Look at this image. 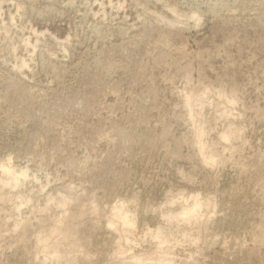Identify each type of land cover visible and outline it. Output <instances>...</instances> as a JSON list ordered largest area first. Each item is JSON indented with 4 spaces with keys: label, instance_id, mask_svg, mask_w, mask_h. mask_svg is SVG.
<instances>
[{
    "label": "rangeland",
    "instance_id": "obj_1",
    "mask_svg": "<svg viewBox=\"0 0 264 264\" xmlns=\"http://www.w3.org/2000/svg\"><path fill=\"white\" fill-rule=\"evenodd\" d=\"M0 165L28 173L11 191L0 183V264H56L55 241L60 264H122L120 247L264 264V0H0ZM57 191L84 214L52 205ZM190 194L198 217L166 220ZM118 201L136 225L126 245L106 228Z\"/></svg>",
    "mask_w": 264,
    "mask_h": 264
},
{
    "label": "bare ground",
    "instance_id": "obj_2",
    "mask_svg": "<svg viewBox=\"0 0 264 264\" xmlns=\"http://www.w3.org/2000/svg\"><path fill=\"white\" fill-rule=\"evenodd\" d=\"M17 7H19V5L17 6ZM172 8V7H171ZM176 9V8H175ZM171 10V9H170ZM173 10V9H172ZM171 10V11H172ZM175 11V10H174ZM173 14V13H172ZM179 14V13H178ZM174 15V14H173ZM176 15V14H175ZM182 15V14H181ZM186 15V14H185ZM185 15H184V17H185ZM191 15V14H190ZM178 16V15H177ZM178 17H181L180 15L178 16ZM187 17V16H186ZM189 17H190V19H192V20H194V22H196L197 21V23L196 24H198V20H199V18H197V15L195 16L194 14H192L191 16H189L188 15V17L186 18V19H188L189 20ZM160 18V17H159ZM177 18V17H176ZM185 19V18H184ZM200 22V21H199ZM173 23V22H172ZM66 41V40H65ZM64 41V42H65ZM24 65V64H23ZM187 72V71H186ZM191 77V76H190ZM189 78V77H188ZM189 82V81H188ZM202 82V81H201ZM190 83H191V80H190ZM190 83H188V84H190ZM212 84V83H211ZM187 85V84H186ZM208 85V84H207ZM221 87V86H220ZM193 89V88H192ZM199 89V88H198ZM219 89H222V88H219ZM206 90V89H205ZM204 90V91H205ZM207 90H209V88L207 89ZM207 90H206V92H207ZM193 91V90H192ZM213 91H215L214 89H213ZM221 91V90H220ZM190 92V94H191V90L189 91ZM203 92V91H202ZM218 92H219V90H218ZM201 93V92H200ZM208 93H210V92H208ZM203 94H204V92H203ZM192 95H193V93H192ZM197 95H199V94H197ZM222 95V94H221ZM220 95V96H221ZM224 96H225V94H224ZM186 98H187V96H185ZM193 97H195V96H193ZM193 97H192V99H193ZM203 97V96H202ZM206 97V96H205ZM217 97V96H216ZM189 98H191V95L189 96V94H188V99L187 100H185L186 101V104H185V107L187 106V108L189 109L190 107L189 106H191L192 107V103H191V100L189 99ZM197 98H199V96H197ZM221 98V97H220ZM225 99V98H224ZM196 100V99H195ZM194 100V101H195ZM203 100V99H202ZM232 100V99H231ZM184 101V102H185ZM200 101V100H199ZM79 102V101H78ZM211 102V101H210ZM232 102V101H231ZM235 102H236V100H235ZM228 103H230L229 101H228ZM231 104H235V103H231ZM194 105V104H193ZM202 105V104H201ZM206 105V104H205ZM202 106H204V104L202 105ZM197 107V106H196ZM193 108V107H192ZM203 108V107H202ZM191 109V108H190ZM189 109V110H190ZM199 109H201V108H199ZM198 109V110H199ZM225 110V109H224ZM228 110V109H227ZM80 112V111H79ZM223 112V111H222ZM234 112V111H233ZM195 113V112H194ZM229 113V112H228ZM189 114H190V112H189ZM199 114H201V113H199ZM223 114V113H222ZM221 114V115H222ZM196 115V114H195ZM228 115V114H227ZM227 115H225V116H227ZM190 116H193V115H190ZM198 116V115H197ZM201 116V115H200ZM231 116V115H230ZM219 117V116H218ZM222 117V116H221ZM193 118V117H192ZM224 118V117H223ZM226 119V118H225ZM190 120H193V119H190ZM203 120V119H202ZM218 120H219V118H218ZM217 121V120H216ZM199 123V122H198ZM203 123H204V121H203ZM196 125L198 126V124L196 123ZM204 125H205V123H204ZM201 127V126H200ZM193 128V127H192ZM202 128V127H201ZM203 129V128H202ZM195 130H197V128L195 129L194 128V131ZM201 130V129H200ZM231 130V129H230ZM240 130V129H239ZM198 132H201V133H204V131L202 132V131H198ZM198 132L196 131L195 133H194V135H198ZM241 132V131H240ZM235 133V132H234ZM237 133V132H236ZM204 135V134H203ZM202 134H199V137L200 138H202V136H203ZM208 135V134H207ZM223 135V134H222ZM229 135H230V133H229ZM195 136V138H197ZM221 136V135H220ZM231 136V135H230ZM223 138H221L222 140L223 139H225V142H226V140L228 141V139H230V138H228L229 136H228V134L226 133L225 134V132H224V135L222 136ZM236 137V136H235ZM194 138V139H195ZM198 139V138H197ZM200 140V139H199ZM197 142H200V141H198L197 140ZM228 143V142H227ZM195 144H197V143H195ZM201 144H204V142L202 141V143L200 142V143H198L197 145L199 146V145H201ZM196 145V146H197ZM211 145V144H210ZM197 146V147H198ZM204 146H205V144L204 145H202L201 146V149H203L204 151H205V148H204ZM200 147V146H199ZM206 147V146H205ZM210 148H212V147H210ZM210 148H208V149H210ZM199 149V148H198ZM198 151H200V150H198ZM205 152H207V150L205 151ZM204 152V156L203 157H201V158H204V161L207 163L206 165H208V164H214V158H212L211 157V155L209 156V155H206V153ZM200 153H203V151L201 150V152ZM212 153V152H211ZM209 154V153H208ZM201 156V155H200ZM11 160V159H10ZM202 161H203V159H202ZM9 162H11V161H9ZM221 162V161H220ZM9 164V163H8ZM11 164V163H10ZM205 165V164H204ZM211 167V166H210ZM0 170H1V173L3 174V176H4V180H0V183H3L2 185V188H7V189H9L10 191L11 190H13V189H15V188H18L17 187V185H19V182L21 181V179H23L21 182H23L24 181V179H26L27 177H28V173H27V169L26 170H21V171H17L15 168H13L12 166H5V165H0ZM1 175V174H0ZM48 178V177H47ZM64 178V177H63ZM37 180H39V179H37ZM48 180V179H47ZM73 186V185H72ZM65 187V186H64ZM1 188V189H2ZM68 188V189H67ZM66 189L70 192L71 190H73V191H75L73 188H70L69 186L67 187ZM77 189H78V187H76ZM0 189V190H1ZM62 189H64V190H66L65 188H62ZM3 190V189H2ZM80 193H82V192H80ZM179 193V192H178ZM30 194V193H29ZM59 193H58V191H57V195H58ZM60 195V194H59ZM77 195V194H76ZM80 195V194H79ZM82 195V194H81ZM192 194H190L189 195V197L191 196ZM4 194H2V193H0V200L2 199V198H4ZM8 196V195H7ZM20 196V195H19ZM11 197V196H10ZM21 197V196H20ZM55 196H53V198H54ZM79 196L77 195V196H75V198H77V199H79L78 198ZM85 197V196H84ZM90 197V196H89ZM178 197V196H177ZM182 196H180L179 198H181ZM188 197V199H190L191 201H192V205L191 206H188L187 208H185V209H183V211L182 212H180L179 214H169V215H166L165 216V218H166V220H168L169 222L170 221H174L176 224H177V222L176 221H183V223L186 221V222H189V221H191L192 219L194 220V219H196L197 217H198V215L200 214L199 212V209L201 208V205H202V202L200 201V199H199V197H200V195H198L197 194V196H196V194L195 195H192L190 198ZM17 198L18 197H16L15 199L17 200ZM29 198V197H28ZM48 198H50L51 200H50V202L52 203V205H53V202H52V200L56 203V206H57V209L58 210H63V209H65V211L64 212H66V208H67V206L71 203H73L74 205H75V202H78V200L77 199H75V202H72L73 200H71L69 197H67V196H64V195H60V196H58L57 198H55V199H52V197H48ZM81 198V197H80ZM87 198V197H86ZM92 198V195H91V197H90V199ZM89 199V205L91 206L92 204L90 203L91 202V200ZM94 199H95V197H94ZM93 199V200H94ZM119 199H121V198H119ZM170 199H172V198H170ZM188 199H186L185 198V200H188ZM3 200V199H2ZM24 200V199H23ZM93 200H92V202H93ZM96 200V199H95ZM18 202H19V200H18ZM27 202H28V200H27ZM29 202H30V200H29ZM46 202H47V200H46ZM48 202H49V200H48ZM173 202H174V200H173ZM172 202V200H171V202H169L170 204H172L173 203ZM2 203V202H1ZM31 203V202H30ZM116 203V202H115ZM128 203V202H127ZM185 203H187V202H185ZM27 204V203H26ZM78 204V203H77ZM98 204V203H97ZM97 204H95V205H97ZM125 204L126 203H124L123 201H118L116 204H114V206H112V208L110 209V214H109V216H108V219L106 218V228L108 229H110L111 231H112V229L115 231V233L117 234V232H118V234H119V232H122V234L124 235V241L125 242H123L124 244L127 242L128 244L130 243L129 242V237H132V233H131V231L133 230V229H135L134 227L136 226L135 224H134V220H133V215H131L130 214V212L131 211H129L128 210V208L125 206ZM169 204V205H170ZM207 204V203H206ZM25 205V204H24ZM95 205H92V210H94L95 212L98 210V208H96V207H98V206H95ZM168 205V204H167ZM173 205V204H172ZM172 205H170V206H172ZM20 206H21V204H20ZM20 206H16L17 208H15L16 210L20 207ZM23 206V205H22ZM47 206L48 205H46L45 207H46V210H47ZM84 206V204H82V208H84L83 207ZM187 206V205H186ZM24 207V206H23ZM74 207H76V205L74 206ZM80 206H78V207H76V208H78L79 209V211H78V213L80 214L81 212L83 213L84 212V210L82 209V208H79ZM21 208V207H20ZM20 208H19V210H20ZM37 208V207H36ZM59 208H61V209H59ZM182 208V207H181ZM14 209V210H15ZM22 209V208H21ZM33 209V208H32ZM43 209V208H42ZM80 209H82V210H80ZM70 210V209H69ZM90 210H91V207H90ZM18 211V210H17ZM17 211H15V212H17ZM37 211H38V209H37ZM42 211H45V210H42ZM81 211V212H80ZM86 211V210H85ZM94 211H91L92 213L94 212ZM99 211V210H98ZM97 211V212H98ZM199 211V212H198ZM39 212H40V210H39ZM56 212V211H55ZM76 212H77V210H76ZM63 213V212H62ZM69 213V212H68ZM81 213V214H82ZM91 213V214H92ZM172 213V212H171ZM199 213V214H198ZM19 214V213H18ZM32 214V213H31ZM47 214V213H46ZM56 214V213H55ZM66 214V213H65ZM84 214V213H83ZM86 214V213H85ZM94 214V213H93ZM92 214V215H93ZM167 214H168V212H167ZM39 215V214H38ZM71 215V213H69V216ZM77 215V214H76ZM95 215V214H94ZM96 215H97V213H96ZM108 215V214H107ZM9 216V215H8ZM46 216V215H45ZM51 216V215H50ZM63 216H67V214L66 215H63ZM63 216H61V219L63 218L64 219V217ZM75 215H73V217H74ZM77 216H79V215H77ZM76 216V217H77ZM81 216V215H80ZM79 216V217H80ZM24 217V216H23ZM25 217H27V216H25ZM73 217H70L71 219L73 218ZM82 217V216H81ZM81 217H80V219H81ZM29 218V217H28ZM66 218H69L68 216L67 217H65V219ZM69 218V219H70ZM75 218V217H74ZM83 218V217H82ZM164 218V217H163ZM162 218V219H163ZM206 218V217H205ZM209 218V217H208ZM9 219V218H8ZM7 219V220H8ZM12 219V218H11ZM19 219V218H18ZM60 218H58V220H61ZM202 219V218H201ZM58 220H57V222H58ZM73 220H76V218L75 219H73ZM197 220H199V218L197 219ZM5 221V220H4ZM38 221V220H37ZM71 221V220H70ZM28 222H29V220H28ZM27 222V223H28ZM56 222V221H55ZM54 222V223H55ZM60 222H62L63 223V221H60ZM73 222V221H72ZM74 222H76V221H74ZM166 222V221H165ZM168 222V223H169ZM184 223V225L185 224H187L188 225V223ZM30 223V222H29ZM62 223H55V225L49 230L48 229V231L50 232L48 235H50L51 237L52 236H54V235H56V234H58V233H61V228L64 230V227H61L63 224ZM65 223V222H64ZM196 223V222H195ZM19 224V223H18ZM24 224V223H23ZM22 224V225H23ZM45 224V223H44ZM72 224V223H71ZM28 225H30V224H28ZM53 225V224H52ZM75 225V224H74ZM178 225V224H177ZM183 225V224H182ZM207 225H208V223H207ZM15 226V225H14ZM20 226V225H19ZM65 226V225H64ZM69 226V225H68ZM26 227V226H25ZM75 227V226H74ZM77 227V226H76ZM158 227H160V226H158ZM158 227H156L157 229H155L154 231H150L149 230V233L153 236V238H155L156 239V241L158 242V244H159V246L160 245H162V244H164V243H166L167 242V245L169 244L168 242V238L166 237V233H165V231L163 230V229H161V228H158ZM22 228V227H21ZM31 228V227H30ZM47 228V227H46ZM65 228H66V226H65ZM73 228V227H72ZM163 228V227H162ZM18 229V228H17ZM26 229H28V227L26 228ZM35 229V228H34ZM33 229V230H34ZM75 229V228H74ZM164 229H166V228H164ZM7 230V229H6ZM12 230V229H11ZM43 230V229H42ZM42 230H40V231H42ZM148 230V229H147ZM13 231H14V229H13ZM45 231V230H44ZM114 231H112L113 233H114ZM117 231V232H116ZM134 231H136V230H134ZM177 231V230H176ZM15 232V231H14ZM21 232V231H20ZM19 232V233H20ZM24 232V231H23ZM63 232V231H62ZM76 232V231H75ZM40 233V232H39ZM43 233V231L41 232V234ZM77 233H78V231H77ZM17 234V233H16ZM41 234H36V243L37 244H39L40 243V241L42 242V238L40 237V239L38 240V237L39 236H41ZM64 235H63V237H67L66 235H67V233L64 231V233H63ZM66 234V235H65ZM117 234V235H118ZM121 234V235H122ZM130 234H132V235H130ZM145 234V233H144ZM185 234V233H184ZM39 235V236H38ZM168 235H169V233H168ZM178 235V234H177ZM43 236H44V233H43ZM50 236H47V240H46V242H48V240L50 241ZM58 236V235H57ZM60 236V235H59ZM58 236V237H59ZM119 236H120V234H119ZM118 236V237H119ZM146 236V235H145ZM171 236V235H170ZM173 236V235H172ZM172 236H171V238H172ZM185 236V235H184ZM61 237V236H60ZM62 237V238H63ZM34 238V237H33ZM56 238V237H55ZM62 238H61V240H62ZM120 238V237H119ZM123 238H121V239H123ZM185 238H187V237H185ZM185 238H182V239H185ZM42 239V240H41ZM45 239V238H44ZM52 239V238H51ZM134 239V238H133ZM144 239H145V237H144ZM143 239V240H144ZM150 239L152 240V238L150 237ZM54 240V239H53ZM57 240V239H56ZM66 240H68V239H66ZM65 240V241H66ZM73 240V239H72ZM34 241V242H35ZM60 241V240H59ZM79 241V240H78ZM117 242H120V244H121V241L122 240H116ZM175 241V243H176V240H174ZM173 241V242H174ZM20 242V241H19ZM62 242V241H61ZM76 242V241H75ZM75 242L73 243V244H75ZM80 242V241H79ZM44 243V244H43ZM43 245H46L45 244V241H43ZM57 243H59V242H57ZM66 243V242H65ZM77 243V242H76ZM116 243V242H115ZM133 244H135L134 242H132ZM132 243H131V245H132ZM171 243V242H170ZM42 244H39V245H41L42 246ZM54 245L53 246H51L52 247V254L50 255V256H48L47 258H45L46 260H51V262H53V261H55V262H57L56 264H60V263H58V262H61L60 261V258L62 257V256H60V255H62V254H60V252H62V251H60L59 250V248L57 247V244H56V241H55V243H53ZM61 244V243H60ZM127 244V245H128ZM178 244V243H177ZM176 244V245H177ZM189 244V243H188ZM51 245V244H50ZM76 245V244H75ZM126 245V244H125ZM165 245V244H164ZM48 246V245H47ZM71 246H74V245H70V247ZM117 246H119L118 244H117ZM116 246V247H117ZM134 246V245H133ZM158 246V245H157ZM158 246V247H159ZM166 246V245H165ZM170 246H171V244H170ZM172 246H173V244H172ZM48 247H50V246H48ZM47 247V248H48ZM76 248H77V246H75ZM79 247V246H78ZM120 247V246H119ZM163 247V246H162ZM43 248H45L44 250L47 252V251H49V250H46V247H44L43 246ZM57 248H58V251H60L59 253H58V251H57ZM72 248H74V247H72ZM80 248V247H79ZM84 248V247H83ZM129 248V247H128ZM82 249V248H81ZM121 249H123V248H121L120 247V251H121ZM33 250V249H32ZM42 250V249H41ZM51 250V249H50ZM75 250V249H74ZM126 249H123L122 251L124 252ZM170 251V250H172V249H166L165 248V251ZM173 250H174V248H173ZM64 251V250H63ZM117 251V250H116ZM120 251H117L118 252V254H115V253H113V255L111 254V256H124V255H128V256H126V257H124L123 259H122V261L124 260V262H125V264H157L156 262H158V264H161V263H163V264H165L166 262H167V264H169V263H171V261L169 262V260H170V258H168V256L169 257H171L170 255H166V254H159L158 256H157V258H153L154 257V255L153 256H144V255H136L135 253H133L132 251H130V249H129V251L130 252H127L126 254H124V253H122V251L120 252ZM155 251H160V250H158V248H157V250L155 249ZM163 251V250H162ZM162 251H160L161 253H163ZM37 252V251H36ZM41 252V251H40ZM113 252H115V250L113 251ZM76 253V252H75ZM84 253V252H83ZM60 254V255H59ZM73 254V253H72ZM142 254H144V253H142ZM150 254V253H149ZM153 254H155V253H153ZM49 255V254H48ZM74 255V254H73ZM79 255V254H78ZM86 255V254H85ZM197 256V255H196ZM37 257V256H36ZM66 257V256H65ZM68 257H70V256H68ZM172 257H174V256H172ZM171 257V258H172ZM63 258V257H62ZM61 258V259H62ZM44 259V258H43ZM70 259V258H69ZM75 259V258H74ZM175 259V258H174ZM35 260H36V258H35ZM63 260H65V259H63ZM71 260V259H70ZM69 260V261H70ZM43 261H45V260H43ZM43 261L41 262V263H43ZM69 261H68V263H69ZM75 261V260H74ZM174 261V260H173ZM173 261H172V263H173ZM47 262H49V261H47ZM46 262V263H47ZM50 262V263H51ZM65 262V261H64ZM63 262V263H64ZM124 262L122 263V264H124ZM169 262V263H168ZM181 262V261H180ZM38 263V262H37ZM40 263V264H41ZM45 263V262H44ZM45 263V264H46ZM62 263V262H61ZM72 263H75V262H73L72 261ZM67 264V263H66ZM196 264V263H195Z\"/></svg>",
    "mask_w": 264,
    "mask_h": 264
}]
</instances>
